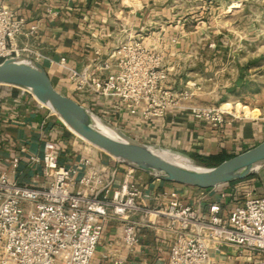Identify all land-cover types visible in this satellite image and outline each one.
Segmentation results:
<instances>
[{
  "label": "built area",
  "instance_id": "obj_1",
  "mask_svg": "<svg viewBox=\"0 0 264 264\" xmlns=\"http://www.w3.org/2000/svg\"><path fill=\"white\" fill-rule=\"evenodd\" d=\"M6 1L0 0V60L23 53L37 62L39 54L28 47L19 49L15 43L20 35L33 38L37 27L25 28V20L13 15ZM58 64L72 89L70 98L94 113L98 103L113 114L125 111L129 118L146 123L171 110H185L213 128L222 126L229 115L222 107L193 102L194 84L179 92L167 89L168 72L161 54L132 36L106 58L90 60L81 71L68 67L65 58ZM64 146L60 140L43 139L39 155L27 154L20 145L19 155L9 163L0 157V264H91L110 219L124 223L121 239L128 248L137 243V223L130 220L135 214L146 226L162 219L173 233L167 264H209L210 251L222 245L264 254V194H244L226 215L219 203L209 204L201 214L174 192L158 200L141 190L133 179L136 170L102 152L115 162L114 167L81 151L64 156ZM21 164L31 174L29 183L18 184L10 177ZM118 171L121 179L116 184ZM155 200L154 206L146 204Z\"/></svg>",
  "mask_w": 264,
  "mask_h": 264
},
{
  "label": "crops",
  "instance_id": "obj_2",
  "mask_svg": "<svg viewBox=\"0 0 264 264\" xmlns=\"http://www.w3.org/2000/svg\"><path fill=\"white\" fill-rule=\"evenodd\" d=\"M224 0H7L5 6L16 17L25 20V28L35 25L37 34L15 39L19 49L28 47L39 54L37 61L47 72L51 84L66 96L72 89L64 69L58 64L81 71L90 60L106 58L126 37L162 56L168 72L165 87L179 92L188 87L185 70L199 60V54L212 48L203 44L210 37L209 25L219 19ZM209 52H217L215 48ZM19 56H24L20 53ZM32 59V58H31ZM196 75V74H194ZM94 105L96 112L109 114L115 126L130 138L149 146L188 157L206 166L208 157L224 159L235 156L264 140V125L238 123L230 119L218 127L195 120L188 111L171 110L167 116L146 123L129 118L125 111L113 114L109 107ZM43 139L64 143V156L79 151L94 161L114 167L116 164L97 150L81 145L58 119L38 105L22 90L0 86V157L9 163L24 145L27 154L41 153ZM7 169V167H6ZM13 181L31 182V174L21 164ZM121 172L116 175V184ZM133 179L143 191L160 199L174 192L186 205L199 213L219 203L222 215L241 202L244 194H264V167L245 180L202 191L152 178L135 171ZM19 184V183H18ZM224 195V197H221ZM159 200V199H158ZM157 201L146 203L149 207ZM137 223L138 241L128 248L122 242L124 223L108 220L96 246L91 264H167L173 233L162 219L146 226L141 216H131ZM59 264V263H56ZM209 264H264V254L222 245L210 251Z\"/></svg>",
  "mask_w": 264,
  "mask_h": 264
},
{
  "label": "water",
  "instance_id": "obj_3",
  "mask_svg": "<svg viewBox=\"0 0 264 264\" xmlns=\"http://www.w3.org/2000/svg\"><path fill=\"white\" fill-rule=\"evenodd\" d=\"M0 86L27 91L70 133L117 163L157 180L196 189H213L245 180L264 167V140L213 167L176 162L165 154L181 155L130 138L89 108L58 92L46 70L27 57L13 56L0 62ZM97 123L108 128L114 137L105 134Z\"/></svg>",
  "mask_w": 264,
  "mask_h": 264
},
{
  "label": "rangeland",
  "instance_id": "obj_4",
  "mask_svg": "<svg viewBox=\"0 0 264 264\" xmlns=\"http://www.w3.org/2000/svg\"><path fill=\"white\" fill-rule=\"evenodd\" d=\"M224 2L219 19L209 25L210 37L203 42L217 52L203 51L199 60L185 70L188 82L194 84L193 102L222 107L229 113L227 120L264 125V0ZM237 106L250 114L237 112ZM95 114L116 124L109 116Z\"/></svg>",
  "mask_w": 264,
  "mask_h": 264
},
{
  "label": "bare ground",
  "instance_id": "obj_5",
  "mask_svg": "<svg viewBox=\"0 0 264 264\" xmlns=\"http://www.w3.org/2000/svg\"><path fill=\"white\" fill-rule=\"evenodd\" d=\"M236 111L239 112V113H243V114H246V115H249L250 113L247 112V110L245 108H241L239 106H237L236 108ZM254 116V115H253ZM254 118V117H253ZM98 124V127L107 135L109 136H113L114 137V134L108 129L106 128L105 126ZM166 156L172 158L173 160H175L176 162H179L181 164H184V165H190V162L184 158V157H176V156H172V155H169V154H165Z\"/></svg>",
  "mask_w": 264,
  "mask_h": 264
},
{
  "label": "trees",
  "instance_id": "obj_6",
  "mask_svg": "<svg viewBox=\"0 0 264 264\" xmlns=\"http://www.w3.org/2000/svg\"><path fill=\"white\" fill-rule=\"evenodd\" d=\"M0 62H1V60H0ZM227 159H229V158L224 159L222 157H208V158H206V161H207L208 167H213V166H215V165H217V164H219L222 161L227 160ZM237 182H240V181H237ZM237 182H234V183H237ZM234 183H231V184H234Z\"/></svg>",
  "mask_w": 264,
  "mask_h": 264
}]
</instances>
